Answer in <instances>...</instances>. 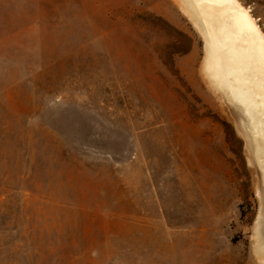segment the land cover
<instances>
[{
  "label": "rangeland",
  "instance_id": "374dc122",
  "mask_svg": "<svg viewBox=\"0 0 264 264\" xmlns=\"http://www.w3.org/2000/svg\"><path fill=\"white\" fill-rule=\"evenodd\" d=\"M184 3L0 0V264H257L248 119Z\"/></svg>",
  "mask_w": 264,
  "mask_h": 264
},
{
  "label": "bare ground",
  "instance_id": "6f19581e",
  "mask_svg": "<svg viewBox=\"0 0 264 264\" xmlns=\"http://www.w3.org/2000/svg\"><path fill=\"white\" fill-rule=\"evenodd\" d=\"M184 1L205 38L202 68L207 83L235 90L264 180V34L251 8L239 0ZM254 250L256 263L264 264V245L255 240Z\"/></svg>",
  "mask_w": 264,
  "mask_h": 264
},
{
  "label": "water",
  "instance_id": "95a60500",
  "mask_svg": "<svg viewBox=\"0 0 264 264\" xmlns=\"http://www.w3.org/2000/svg\"><path fill=\"white\" fill-rule=\"evenodd\" d=\"M235 87V86H232ZM221 95L225 96L226 99L228 100V102L231 104V106L233 107V109H235V111H239L243 117V120L241 121V131H243L242 129V124L244 122V115L242 113V105L240 104L239 100L237 99V97L235 96V91L232 88L229 89H222L220 88H215ZM235 122V121H234Z\"/></svg>",
  "mask_w": 264,
  "mask_h": 264
}]
</instances>
